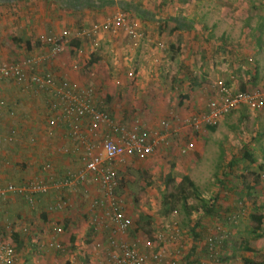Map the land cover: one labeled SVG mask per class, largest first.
Listing matches in <instances>:
<instances>
[{"label": "rangeland", "instance_id": "1", "mask_svg": "<svg viewBox=\"0 0 264 264\" xmlns=\"http://www.w3.org/2000/svg\"><path fill=\"white\" fill-rule=\"evenodd\" d=\"M67 1L64 5L59 0L0 3V51L9 52V59L25 54L20 43L28 38L32 43H43L42 38L54 34L49 32L52 29L50 21L56 29L65 18L63 10L72 8L71 14L66 16L72 23L71 28L68 27L72 43H68L67 51L76 58L73 63L77 71L95 73L94 82L89 84L98 86L105 109L114 119L118 117L130 128H143L159 137L154 152L147 159L140 161L131 157L125 163H116L118 176L122 178L120 196L126 210H132L134 215L128 214L132 219L129 241L148 253L161 246L158 235L164 233L166 237L170 233L168 225L175 224L181 233L183 253L187 254L191 245L197 242L193 257H198L199 264H207V250L199 245L201 237L214 234L220 227L216 232L218 262L240 264L243 261L239 250L244 238L236 235V227L240 225L235 223L234 209L226 214L227 210L222 206L226 201L223 184L228 180L240 189L242 196L239 199H244L240 200L243 204L247 200L244 186L258 180L264 189V108L250 110L244 106L235 109L218 121L213 131L209 129L213 125L194 129L186 119L204 109L217 91L215 83L219 79L227 82L228 73L238 78L235 88L243 84L246 90H252L264 85V0H113L111 5L100 7L81 4L86 3L82 0ZM136 4L150 13L148 19L143 20L155 25L148 40L142 41L143 35L137 40L125 36L127 41L123 33L114 35L110 41L106 38L104 43V38L98 41L87 35L74 36L97 23L94 11L108 7L105 13L109 14L105 18L118 11L136 15L131 9ZM172 4V8L165 9V5ZM78 5H81L79 9H73ZM122 6L131 11L122 10ZM171 16L190 21L189 29H183L185 31L179 34L180 44L174 49L170 45H176L177 33L168 35L162 28V22ZM73 28L77 29L73 31ZM20 35L24 39L22 42L12 40ZM78 38L84 43L81 49L73 44ZM224 43L247 45L226 46ZM38 45L35 44L32 51L40 48ZM92 54L98 58L95 65L88 63ZM255 66L258 67L256 74ZM36 93L45 95L42 90H36ZM32 98L34 102L38 100ZM171 112H174L171 119L174 127L167 136H162L161 121ZM185 174L195 183L197 194L180 201L174 211L166 213L164 199ZM25 177L19 180H26ZM92 182L96 187L94 179ZM262 188L257 191L259 194L263 192ZM236 192L233 196L239 202ZM89 195L85 196L87 200H95ZM228 196L232 198L231 194ZM203 201L210 211L201 208ZM15 204L0 201V234L14 239L13 233H19L24 227L30 229L27 240L25 236L19 241L13 240L21 252L23 264H111L105 231L96 229L93 223L99 207L92 216L78 210L82 224L69 225L75 229L74 234L81 235L78 244L59 241L57 253L45 257L44 253L36 252L31 235L36 232L43 235L44 223L40 219L44 204L40 203L35 209L23 203L16 208ZM95 206H91L90 212ZM139 215L142 216L140 220ZM69 227L66 231L64 227L61 237L69 235ZM194 235L197 238H192ZM253 260L264 261V252L254 255Z\"/></svg>", "mask_w": 264, "mask_h": 264}, {"label": "built area", "instance_id": "2", "mask_svg": "<svg viewBox=\"0 0 264 264\" xmlns=\"http://www.w3.org/2000/svg\"><path fill=\"white\" fill-rule=\"evenodd\" d=\"M119 34L138 39L143 35V23L139 17L124 11L94 23L86 31L79 32L81 36L98 37L100 33ZM68 31L60 35H50L42 38L41 48L25 57L0 61V81H7L20 87L24 91L42 90L47 95V122L52 129L60 127L70 143H77L82 149L83 163L80 168L67 172L63 178L52 184L38 179L24 180L17 184L4 181L0 177V196L12 198L15 194H23L32 206L37 202L36 196L47 193L50 189L68 188L75 190L85 182L89 176H96L99 187V197L94 202L99 207L93 218L95 228L106 233L108 254L111 264H179L183 254L181 233L177 226L168 225L170 233L158 235L161 246L145 253L134 242L123 238L132 225L124 199L119 194L116 163H125L130 157L145 160L154 152V145L158 142L157 135L146 129L130 128L124 122L115 120L105 109L104 99L100 91L93 85H85L75 79L61 76L46 65L56 62L66 45L65 37ZM99 45V43H96ZM42 65L46 67L40 69ZM216 92L208 99L201 112L193 113L186 122L194 129L207 125H215L226 114L240 107L250 110L264 108V85L252 90H240L218 80ZM4 107L0 99V109ZM170 116L162 119L161 127L167 136L171 130ZM52 130L48 131L51 134ZM175 132V131H174ZM8 140L11 138L6 137ZM78 147L69 148L68 145H55V151L61 154H75ZM0 141V153L2 151ZM69 201L58 198L49 205V211L69 208ZM64 225L55 228L56 234H61ZM220 231L217 227L216 232ZM214 234L205 240L208 262L207 264H221L218 262L217 244L219 240ZM34 248L36 252L43 251V241L35 233ZM169 242V244H168ZM146 246H149L147 243ZM59 247V245H58ZM0 264H23L20 261L14 243L0 234Z\"/></svg>", "mask_w": 264, "mask_h": 264}, {"label": "crops", "instance_id": "3", "mask_svg": "<svg viewBox=\"0 0 264 264\" xmlns=\"http://www.w3.org/2000/svg\"><path fill=\"white\" fill-rule=\"evenodd\" d=\"M28 1L32 3V2H36L37 0H28ZM172 7L173 4L170 6L165 5L166 10ZM70 9L63 10L62 15H64L65 18L59 23L60 25L59 24L56 25L57 26L56 29L53 28L54 23L50 21L52 19L51 16H49L48 18V20L50 21V27L52 28V29L50 28L51 30H49L50 33L53 32L56 35H60L63 31L65 30L68 31L69 34L65 37V41L69 39V42H65V43H72V41H70L72 39V37L70 36L71 31L70 29H68V27L71 28V26L69 25L72 23H70V18H66L67 14L70 15L71 12L73 11ZM139 9L141 11V14L138 13L137 11L135 14L138 15L142 19V21H144L143 19H148L150 14L149 11L142 8ZM100 10L101 9H99V11H94L93 13L96 14L98 17L97 23L103 21L106 15L109 14L108 12L105 13L108 10V7L103 8V10L101 11ZM92 25L93 23L89 25L88 30L92 27ZM58 26H60L61 28H59ZM154 28L155 25L150 23V21L145 20L143 22L144 34L142 37V41L146 40L148 37L151 36ZM74 29L76 30L77 28H73L72 30L74 31ZM182 31L185 30L183 29L177 30L176 31L177 35H179ZM22 34L24 33L22 32ZM77 34H79V32L76 33V35L74 36H77ZM114 35L116 34L102 32L98 36L100 38H96V39L99 41L101 38H104L102 40V43H104L106 38L107 40L110 41V38L113 37ZM123 36L125 37V35ZM18 38L22 39L23 37L22 35H20ZM80 39L78 38L77 41L75 42L73 41V44L78 42L77 45L78 49H81L84 46L83 41H81ZM126 39L127 41L129 40L128 38ZM23 40L24 39H22V41ZM26 40L30 41V38L25 39L24 41ZM24 41L23 43H20L21 45L24 46L25 49L24 51L25 54H21L23 56L18 55L19 57L21 56V58L29 54H32L34 52L36 53L41 48V46L38 45L40 46V48L32 51L36 43H32L30 41L31 48L27 49ZM224 44H226V46H232V45L234 46L235 44L236 45L240 44V47L242 45V43H235V44L224 43ZM145 45L147 44L145 43ZM245 45H247V43L244 44L243 47H245ZM253 45L256 46L257 44L253 43ZM159 46H164V44L159 43ZM68 47L69 44L64 49L62 54L56 59V62L49 63L46 66L49 67L51 70L55 71L56 73H59L61 76L67 77L72 80L75 79L85 85H89V83L94 82L93 79L95 78L94 72H85L84 74H81L79 71H77V67L74 65L76 58L74 59L71 57V55L68 54L67 51ZM12 49L13 48H11V50ZM12 54L14 55V52H12ZM256 54H257V49H256ZM9 57H10L9 52L5 51L4 49L0 51V61H5V60L7 61ZM92 64L95 65L96 63L94 62ZM46 66L42 65L40 69H43ZM257 66H255L254 68L255 74L257 73V68H258ZM228 76L229 77L227 82H229V85H232V87H234V85L236 84L235 82L238 81L237 76L231 73L230 74L228 73ZM32 97H37L38 100L34 102L35 100ZM0 99H3L4 101V107L0 109V141L3 147L0 153V177L4 179V181L7 180L20 184L24 180L22 181L19 179L21 177L26 176L25 177L26 180L38 179L42 182L47 183L48 185L49 184L53 185L55 181H58L59 179L63 178V176L67 172L74 171L81 167L79 157L74 156L75 158H72L63 154L55 153L56 152L54 149L55 145L71 144L68 141L67 136L64 135L60 127L55 128L53 132L51 131V134L53 135L52 142L54 141L55 144L52 145L48 144L50 138L46 133L44 124L41 123L40 125L38 122L39 120L43 121V119L44 118L46 119L47 117L46 94L44 96L37 95L35 90L24 91L20 87L15 86L11 82L0 81ZM115 120L119 121L118 117H116ZM170 123L171 126L174 127V121L171 120ZM6 137L11 139L8 140ZM31 137H34L33 138L34 140L29 141ZM50 155L52 156L50 158H47ZM95 177L96 176H89L85 182L78 185L77 188L72 191H69L68 188L62 189L63 191H61V189H54V188L50 189L47 193L36 196L37 202L33 206L32 204L29 203L26 196L18 193L15 194L14 197L12 198H3L0 196V201L6 200L9 201L10 203L14 202L16 203L15 204L16 208H19V205H22V203L24 205L26 204L27 207H30L31 209H35L38 205H40V203L44 204V211H42L41 219H40V221L44 223L43 231H42L43 235L41 234V232L40 233L36 232V233L40 236L44 244L43 251H40V253H44L45 257H47L48 255L54 256L59 249L58 247L59 241L64 242V240H66L69 243H72L73 241L76 244L79 243L81 235L78 233L74 234L75 229L72 226L69 227V225L78 226L82 224V219L78 215L80 213L78 212V210L80 211V209H82V212L88 213L90 214V216H92L94 212L97 210L96 209L97 206H95V208L90 212L91 206L95 205L94 202L99 197L98 180L97 177L96 178ZM92 179L95 180L96 187H94L95 183L92 182ZM226 182L227 183L223 184L225 191L224 193H226V195H224V198H226L225 199L226 201H224L225 203L222 206L227 210V212H225L226 214L231 212L233 209L235 211V214L237 216V220L235 223L240 225L236 227V229L238 230V231L236 230V235L242 236V238H244L241 245V250H239L240 254L242 255L240 259H242L243 262L241 263L239 262V263L247 264L244 262V258L253 259L254 255L263 254L264 252V189L262 188V185L260 186L259 181L257 183L255 181H252L250 183L251 184L250 186L249 185L244 186L248 201L246 200L245 203L243 204L241 203L240 200H244V199L242 197L241 199H239V197L242 196L241 190L231 185V183L228 180ZM261 188H262L261 191L263 192L259 194L257 191L260 190ZM235 192L239 193L238 196L239 202L235 201V197L233 196V193ZM89 194H91L92 195L91 197L95 198V200L94 199L87 200L85 196H88ZM228 194H231L232 198L229 197ZM79 197H82L83 199ZM58 198H63L69 201L70 203L69 208L60 209L58 211H49L48 210L49 205L52 204ZM32 212L34 213L35 211L33 210ZM127 212L128 214L134 217L132 210L129 209ZM251 214L262 215L261 224H258L254 219L250 218ZM31 215L33 214L31 213ZM58 225H64V227H66L65 231L69 227L68 230L69 235L64 234V236L61 237V234H56L55 228ZM37 230H40V228H38ZM129 233L130 230L125 236H123V238L126 240H130ZM17 234H19L18 238L21 237L24 238L25 236V240H27V236L30 234V229L24 227L23 229H20L19 233ZM31 235L33 237L32 240L35 241V238L33 236L34 233ZM9 240H11V242L14 243L16 251L20 258L21 252L18 250L17 244H15V242L13 241L14 239H9ZM248 246H250L252 250L250 251L244 250V247H248ZM189 252L190 250L188 251V253ZM187 254L183 253V255H187ZM182 256L179 264L183 263ZM206 256L207 258H209L208 255ZM224 264H233V263L226 262Z\"/></svg>", "mask_w": 264, "mask_h": 264}, {"label": "trees", "instance_id": "4", "mask_svg": "<svg viewBox=\"0 0 264 264\" xmlns=\"http://www.w3.org/2000/svg\"><path fill=\"white\" fill-rule=\"evenodd\" d=\"M15 1H17V0H0V3H3V4H6L7 3L8 4V3L15 2ZM48 1H53V0H48ZM59 1H60L61 5H64L65 3H68L67 0H59ZM74 1L77 2L78 0H73V2ZM82 1H85L86 3L80 2L81 4H88L91 7H100V6H104L106 4H110L111 5L113 3V0H95L93 2L91 0H89L90 2H88V0H82ZM80 6L81 5L74 6L73 9H79ZM123 7L124 6H122V10L131 11L130 8L129 9H125ZM133 7H135V5ZM131 9H132V11L134 10L135 12L137 11L138 13L141 14V11H140L138 5L136 6V8H131ZM189 23H190V21H188L185 17H178V16L173 17V16H171L169 19H167V20H165V21L162 22V28L164 29L163 31H165L166 34L172 35V34H174V32H176L179 29H185V30L189 29V25H188ZM52 35H54V34H52ZM179 36L180 35H178V37L176 39V45H174V44H171L170 45V48L171 49H174L175 46L178 47L179 42H180V37ZM12 40L17 41L19 43L22 42V39L21 38H18V37H12ZM24 42H25L26 48L27 49H30L31 48V44H30L31 42L29 40H26ZM35 43L37 45L40 44L37 41ZM74 44L77 46L78 45V42H76ZM244 44H246V43H242V45H244ZM239 46H240V44H239ZM97 59L98 58L94 54H92L91 55V58L88 61V63L89 64H92V63L96 62ZM10 60H12V59H10ZM192 82L194 84H196L195 79H193ZM227 85H229V82L227 83ZM93 86L98 88L97 85H93ZM239 89L240 90H246V87L243 84H241L240 87H239ZM98 90H99V88H98ZM184 98H187V95H184ZM38 122H39L40 125H41V123L44 124L46 133H47V135L50 138V140L48 141V144H51V145L52 144H55L54 141L52 142V140H53L52 136L53 135L52 134H50V135L48 134V131L51 130L52 128L49 125V123L47 122V118L46 119L44 118L43 121L39 120ZM209 129L212 130V131L215 130V125L210 126ZM54 130L55 129H52V132ZM33 138L34 137H31L30 140L31 141L34 140ZM75 146L78 147L77 143H75V142H73V143H71V144L68 145L69 148H71V147L74 148ZM77 149L78 150L76 151L75 154H70V152H69V153L63 154V155H66V156H69V157H72V158L79 157V159H80V166H81L82 163H83V157H82L83 156V153H82V149L81 148L78 147ZM55 153L61 154L59 152H55ZM51 156L52 155L48 156L47 158H50ZM130 158H128L127 160H129ZM117 176H118V172H117ZM168 180H171V177H168ZM121 182H122V178L118 176V187H119V190L118 191H119V194H120ZM255 182L257 183L258 180H255ZM196 194H197V187H196L195 183L192 181V179L189 177V175H186V174L183 175L181 177L180 181L175 185L174 189L164 199V211L166 213H171L172 211H174L176 209V206H177V204L180 201H182V200L184 201V200H186V199H188V198H190L192 196H195ZM200 205H201V208L204 211H210V209L208 207V204L205 203L204 201L201 202ZM141 218H142V216L139 215V219H141ZM250 218L254 219L258 224H261L262 215H260V214L259 215L251 214L250 215ZM194 234H197V233L194 232ZM208 235H205L204 237H201L203 239H202V241H200V244H199V245H201L205 249V251L207 250L206 244H205V240L208 237ZM13 236H14L13 237L14 238V241H19V238H18L19 237V234H17L15 232L13 234ZM193 237L194 238H197V235L192 236V238ZM179 238L182 241L181 235H180ZM198 238L200 239V235H198ZM194 244L196 245L197 242L196 243H193L191 245L190 252L187 255H183L182 254L183 255L182 256V260H183V263L182 264H199L198 261H197L198 260V257H196V256L193 257L194 256L193 254H195V252H196V248H195V245ZM244 250L250 251V250H252V248L250 246H248V247H244ZM194 258H196V259H194ZM195 260H196V262H195ZM244 262L247 263V264H264V261L258 262V261H255L253 259H250V258H244Z\"/></svg>", "mask_w": 264, "mask_h": 264}]
</instances>
